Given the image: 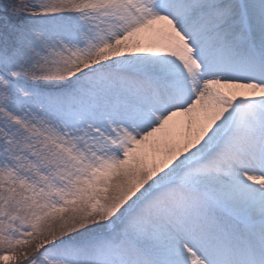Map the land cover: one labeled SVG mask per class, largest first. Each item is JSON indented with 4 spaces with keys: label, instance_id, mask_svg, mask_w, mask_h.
<instances>
[{
    "label": "snow or ice",
    "instance_id": "snow-or-ice-1",
    "mask_svg": "<svg viewBox=\"0 0 264 264\" xmlns=\"http://www.w3.org/2000/svg\"><path fill=\"white\" fill-rule=\"evenodd\" d=\"M3 13L0 264H264V0Z\"/></svg>",
    "mask_w": 264,
    "mask_h": 264
},
{
    "label": "rangeland",
    "instance_id": "rangeland-1",
    "mask_svg": "<svg viewBox=\"0 0 264 264\" xmlns=\"http://www.w3.org/2000/svg\"><path fill=\"white\" fill-rule=\"evenodd\" d=\"M9 0H0V16H2L4 13H3V5L8 3ZM11 3H16V0H10ZM28 2H32V0H28ZM38 2V0H37Z\"/></svg>",
    "mask_w": 264,
    "mask_h": 264
}]
</instances>
